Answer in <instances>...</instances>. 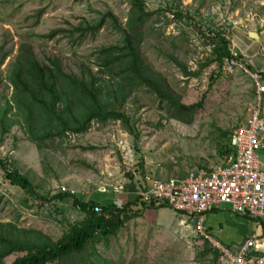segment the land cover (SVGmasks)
Masks as SVG:
<instances>
[{
  "label": "rangeland",
  "instance_id": "374dc122",
  "mask_svg": "<svg viewBox=\"0 0 264 264\" xmlns=\"http://www.w3.org/2000/svg\"><path fill=\"white\" fill-rule=\"evenodd\" d=\"M143 1L148 3L146 10L156 14L142 28V55L184 105H199L192 122L186 125L172 118L166 104L142 88L122 108L133 134L121 121H95L85 133H68L39 150L20 127H13L0 138V159L7 162L10 172L28 177L47 199L68 193L101 205L124 202L136 197L140 174L164 180L181 178L219 162L226 155L229 138L254 104L255 83L248 75L229 70L225 64L221 68L213 64L200 77H187L169 56L186 65L188 71H197L198 63L221 47L219 41H208L214 33L229 45L236 40L248 47L254 70H263L264 0ZM160 9L163 11L157 14ZM130 12V0H0V49L8 55L0 67V107L4 99H11L7 71L23 43L31 45L36 55L60 56L67 71L76 73L77 65L83 63L96 73L97 51L119 44L122 38L107 16L112 14L125 27ZM177 13L191 20L179 19ZM103 18L105 24L83 40L69 38L73 29L96 25ZM138 209L144 210L143 216L108 243L93 242L88 252L57 264H82L87 259L96 264L97 255L108 264H215L206 250L207 243L199 238L196 223L169 207L145 210L139 205ZM84 217L73 199L51 203L33 199L12 186L0 168L1 223L40 231L57 242ZM204 226L216 240L232 248L261 229L256 221L233 214L226 204L209 214ZM261 226L264 232V224ZM19 256L13 254L5 264H13ZM216 264L223 262L219 258Z\"/></svg>",
  "mask_w": 264,
  "mask_h": 264
},
{
  "label": "trees",
  "instance_id": "16d2710c",
  "mask_svg": "<svg viewBox=\"0 0 264 264\" xmlns=\"http://www.w3.org/2000/svg\"><path fill=\"white\" fill-rule=\"evenodd\" d=\"M130 2L131 12L125 27L112 14L107 16L122 38L119 44L97 51L96 73L83 63L77 65L76 73L67 71L60 56L36 55L31 45L23 43L20 46L16 59L7 71V81L13 91L11 99H4L0 107V138L8 135L13 127H20L27 138L39 150H43L49 141L68 133L83 134L93 122L106 124L111 120L121 121L133 134L129 118L122 108L133 93L142 88L166 104L172 118L186 125L191 124L199 105H184L180 96L169 87L161 74L152 70L142 55L141 46L145 38L142 28L156 13L148 12L143 0ZM162 11L160 9L157 14ZM186 16L182 13L176 15L179 19L190 21L191 18ZM106 18L96 25H80L70 32L69 38L83 40L87 34L98 31ZM75 35H78L76 39ZM208 38L212 43L219 41L221 47L216 48L209 58L200 61L195 72L188 71L186 65L169 56L185 76L198 78L213 64L221 68L230 57L228 42L223 36L211 33ZM1 53L0 67L8 57L7 53ZM231 152L229 138L224 153ZM0 168L12 186L33 199L42 203L73 199L75 207L85 215L81 222L70 226L57 242L40 231L18 229L13 224L0 222V264H5V260L13 254H21L13 264H57L74 254L88 252L93 242L108 243L131 221L143 216L144 210H139V205L145 210L168 208L166 205L157 207L142 203L137 195L133 199L127 198L121 208L114 202L102 205L92 200L85 202L79 196L68 193L47 199L36 191L28 177L17 171L10 172L7 162L1 159ZM132 192H135V188ZM96 207L101 208L100 214L94 211ZM206 250L214 257L215 264L218 263L220 253L208 243ZM96 259V264H108L100 255ZM82 264L94 263L87 259Z\"/></svg>",
  "mask_w": 264,
  "mask_h": 264
},
{
  "label": "built area",
  "instance_id": "2783aa9c",
  "mask_svg": "<svg viewBox=\"0 0 264 264\" xmlns=\"http://www.w3.org/2000/svg\"><path fill=\"white\" fill-rule=\"evenodd\" d=\"M145 6L149 7L148 3ZM228 51L225 67L248 75L256 89L244 123L230 137L232 152L181 178L164 180L140 174L136 195L142 203L166 205L196 223L199 238L220 253L223 264H264V233L232 248L216 240L204 226L207 216L225 204L231 206L233 214L256 221L259 226L264 224V72L254 70L248 49L240 47L236 40L228 44ZM114 203L120 208L123 205L120 200ZM94 211L100 214L101 208Z\"/></svg>",
  "mask_w": 264,
  "mask_h": 264
},
{
  "label": "crops",
  "instance_id": "0c3cea01",
  "mask_svg": "<svg viewBox=\"0 0 264 264\" xmlns=\"http://www.w3.org/2000/svg\"><path fill=\"white\" fill-rule=\"evenodd\" d=\"M249 34H250V33H249ZM236 42H237V41H236ZM238 45H239V44H238ZM239 46H240V45H239ZM240 47L248 49V47H244V46H240ZM251 59H252V58H251ZM252 62H253V60H252ZM253 66H254V63H253ZM260 72H264V69L261 70ZM214 212H215V211H214ZM214 212H213V213H214ZM213 213H211V214H213ZM211 214H210V215H211ZM207 217H208V216H207ZM258 226H259V225H258ZM259 227L261 228L259 234L264 233V232H263V226L260 225ZM256 235H257V234H256ZM253 236H254V235H253Z\"/></svg>",
  "mask_w": 264,
  "mask_h": 264
},
{
  "label": "water",
  "instance_id": "95a60500",
  "mask_svg": "<svg viewBox=\"0 0 264 264\" xmlns=\"http://www.w3.org/2000/svg\"><path fill=\"white\" fill-rule=\"evenodd\" d=\"M249 35H250L251 38H253L255 40L259 39V36L257 34H255V33H250Z\"/></svg>",
  "mask_w": 264,
  "mask_h": 264
}]
</instances>
